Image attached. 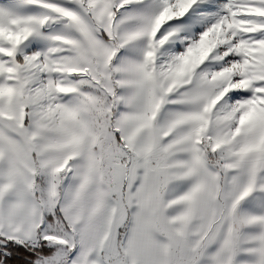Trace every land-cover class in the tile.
<instances>
[{
    "label": "snow or ice",
    "instance_id": "1",
    "mask_svg": "<svg viewBox=\"0 0 264 264\" xmlns=\"http://www.w3.org/2000/svg\"><path fill=\"white\" fill-rule=\"evenodd\" d=\"M0 264H264V0H0Z\"/></svg>",
    "mask_w": 264,
    "mask_h": 264
}]
</instances>
